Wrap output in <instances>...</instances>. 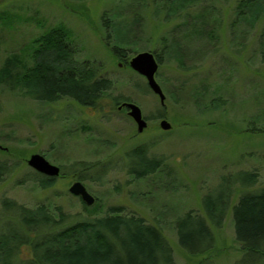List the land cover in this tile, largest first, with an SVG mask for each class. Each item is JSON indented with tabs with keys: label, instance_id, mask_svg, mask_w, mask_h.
<instances>
[{
	"label": "rangeland",
	"instance_id": "obj_1",
	"mask_svg": "<svg viewBox=\"0 0 264 264\" xmlns=\"http://www.w3.org/2000/svg\"><path fill=\"white\" fill-rule=\"evenodd\" d=\"M180 3L0 0V65L45 29L63 25L79 58L95 62L112 83L96 110L68 97L34 100L22 96L20 88L0 84V161L15 163L0 181V210L3 198L30 208L48 204L53 212L59 207L70 219L102 216L118 206L160 227L175 264L242 263L232 220L242 188L235 187L221 227H212L215 243L207 253L187 254L173 223L189 210L205 214V198L216 202L230 186L220 187L223 175L237 179L242 170H256V184L246 189L264 186V13L251 25L234 24L236 0ZM104 12L108 17H102ZM136 15L142 18L141 32L126 37ZM113 39L128 48L125 59L114 55ZM142 51L161 58L155 80L163 104L129 65ZM115 96L119 104L112 101ZM124 101L141 109L147 121L141 132L127 109L118 108ZM162 118L170 128H161ZM142 144L163 164L153 174L134 178L125 168L126 153ZM34 153L61 167L62 174L48 187L29 179L35 170L27 159ZM80 161L98 163L99 169L74 167L78 179L70 167ZM134 166L143 169L138 161ZM75 180L94 196L92 204L69 192Z\"/></svg>",
	"mask_w": 264,
	"mask_h": 264
},
{
	"label": "trees",
	"instance_id": "obj_2",
	"mask_svg": "<svg viewBox=\"0 0 264 264\" xmlns=\"http://www.w3.org/2000/svg\"><path fill=\"white\" fill-rule=\"evenodd\" d=\"M176 1L183 5L194 0H154ZM262 12L264 0H236L233 23L246 21L251 25ZM102 17H108V13L104 12ZM131 22L126 26V37L130 32L136 36V32H141L142 18L136 15ZM261 36H264V25ZM70 37L65 26L54 25L23 44L18 52L9 53L0 65V84L11 90L20 88L22 96L38 101L54 102L68 97L85 108H101L103 97L112 88L111 80L101 74L95 62L79 58L78 48ZM112 43L114 55L125 59L128 48L123 47L124 43L118 44L114 39ZM157 61L161 58L157 57ZM261 61L264 62L263 52ZM118 100L119 96L112 99L115 104H119ZM126 159L127 173L134 178L153 174L163 164L162 157L150 156L144 144L129 150ZM134 161L143 169L135 168ZM72 165L71 173L78 179L82 177L74 167L99 169L98 163L80 161ZM14 169L15 163L0 161V181ZM236 177L222 176L220 187L225 182L230 186L219 194L216 202L211 196L205 198V214L189 210L174 221L178 244L187 254H204L213 248L212 227H221L223 212L229 210L235 187H240L243 190L232 206L235 239L243 257L238 264L264 261V186L246 189L256 184V170H242ZM29 179L42 187L54 182V177H44L36 171ZM50 209L44 203L30 208L9 198L2 199L0 264H175L160 227L145 222L140 216L124 213L122 207H109L102 216L75 219L66 217L59 207L54 212Z\"/></svg>",
	"mask_w": 264,
	"mask_h": 264
},
{
	"label": "water",
	"instance_id": "obj_3",
	"mask_svg": "<svg viewBox=\"0 0 264 264\" xmlns=\"http://www.w3.org/2000/svg\"><path fill=\"white\" fill-rule=\"evenodd\" d=\"M130 67L136 71L138 74L145 77L148 87L152 92L159 96L160 102H164V94L155 80V73L158 68V62L154 54L150 51H142L136 53L129 60ZM125 106L128 111V115L134 120L137 125V131L141 132L147 125L146 119L143 117L141 109L134 103L124 101L119 107ZM160 126L163 129L170 128V123L162 118L160 120ZM27 164L37 172H41L50 176H57L60 172V167L50 163L42 154L34 153L29 159H27ZM69 192L81 197V199L90 205L94 202L95 198L91 195L84 184L80 180H75L69 187Z\"/></svg>",
	"mask_w": 264,
	"mask_h": 264
},
{
	"label": "flooded vegetation",
	"instance_id": "obj_4",
	"mask_svg": "<svg viewBox=\"0 0 264 264\" xmlns=\"http://www.w3.org/2000/svg\"><path fill=\"white\" fill-rule=\"evenodd\" d=\"M121 103H123V102H121ZM120 105H118V108L119 109H121V108H126L125 106H121V107H119ZM127 109V108H126ZM60 167V166H59ZM62 171H61V167H60V172H59V174L57 175V176H55V177H58V176H60L62 173H61ZM38 173H40L42 176H44V177H48V178H52L53 176H50V175H47V174H44V173H41V172H38ZM54 177V178H55Z\"/></svg>",
	"mask_w": 264,
	"mask_h": 264
}]
</instances>
